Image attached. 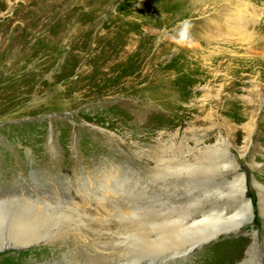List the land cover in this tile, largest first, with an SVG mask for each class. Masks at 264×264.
Here are the masks:
<instances>
[{
  "label": "rangeland",
  "instance_id": "rangeland-1",
  "mask_svg": "<svg viewBox=\"0 0 264 264\" xmlns=\"http://www.w3.org/2000/svg\"><path fill=\"white\" fill-rule=\"evenodd\" d=\"M174 1L0 0V94L24 90L0 103V202H18L13 220L41 203L58 213L29 245L5 235L0 264H264V0H241L252 12L245 39L201 30L225 8L202 19L190 0ZM115 35L134 51L105 67L106 89L118 90L99 96L77 84ZM146 66L151 78L124 84ZM246 203L252 219L237 231L166 230L187 215L242 214Z\"/></svg>",
  "mask_w": 264,
  "mask_h": 264
},
{
  "label": "bare ground",
  "instance_id": "bare-ground-1",
  "mask_svg": "<svg viewBox=\"0 0 264 264\" xmlns=\"http://www.w3.org/2000/svg\"><path fill=\"white\" fill-rule=\"evenodd\" d=\"M24 1L27 2V0H24ZM185 1L186 0H178V1L175 0L174 1L175 3H173V5L176 8H180L179 5H182L183 3H185ZM190 1H191L190 4L188 3L189 4L188 6H190V8H191V9H189V11L193 10L195 8L197 10V15L199 17L203 16L202 19H205L204 17L209 16L211 14L209 12V9L213 8L214 11H216V9L219 8V7L220 8H225L224 9V11H226L225 13L222 12V14L220 16L216 15V16H218L217 17L218 19L216 17H215V19H210V23L203 20V23L200 24L201 30H202L203 27H205V29H208L210 31V33H207V35L211 34L210 35L211 38H213V32H218L216 35H219V36H217V37H225L227 39L228 38H232L233 36H234V38H235V36H237L239 39H243V37H244V39L245 38H251L253 33L250 32L249 29H247L248 22H250L251 19L247 20V17H250V14H252V12L248 16L245 14L248 11V9H247L248 7L241 0H220L221 3H222L221 5L220 4H215L216 1H214V0H190ZM5 4L6 5H11L10 0H5ZM11 9L9 8L6 12H2V15L4 16V15H8V13L10 14ZM12 12H13L12 14L15 15V16L17 14L18 17H26V13L24 15H21L23 12H17V13L14 12V11H12ZM36 12H37L36 8L32 6L31 9L29 10V14H28L29 18L30 17L34 18V15H36ZM88 13L90 14V19L91 20L92 19L94 20L96 18V16H97V13L93 12L91 10ZM217 13H219V12H217ZM253 15H255L254 18L258 16L256 13H253ZM245 18H246V20H245ZM28 21H26V24H31ZM146 22H148V21H146ZM87 23L88 24L85 27H80L77 32H80L81 34H83L84 31H88V30H90L91 28L94 27L95 23H91V21H89ZM207 23H209V24H207ZM220 23H222L221 25H225L226 26L225 30L220 31L219 30L220 28H219V29H215L214 31H211V29H214L213 27L215 25L219 26ZM252 23H254L253 18H252ZM196 24H198L197 21H196ZM23 26H25V25H23ZM201 30H200L199 33L202 36V34L204 35L205 33H204V30H203V32H201ZM144 34H146V33H144ZM125 37L122 35L121 37L117 38L116 35H115L112 39L107 41V43L104 44L103 47L100 49V51L97 54V56L94 57L93 62L90 61L89 66H90V68L92 66V71L90 72V74L88 76L89 79H86V78L82 79L81 78V80H79L80 82L77 85H80V87L84 86L85 89H86L87 82H90L92 85H96V86H98L99 89H101L99 92H97V94H99V96H102V93H103L104 90L105 91H107V90H118V88L116 86H115V88L110 87V89H106L105 85L106 86H111L113 83L110 81V78H105V77L110 76L111 72L104 71V70H105V67H107V68L114 67L120 61L122 62L123 59L128 58L131 55V54H127V53H129L130 50L134 51L133 47L131 45H129V44L126 47H123L125 43L127 44V42L125 41L126 40ZM2 39H3V37L0 36V40L1 41H2ZM137 39L139 41V38H135L136 42H137ZM239 39H236V40H239ZM143 40H145V39H143ZM13 41H14L15 45L16 44H20L19 43L20 39H19V34L18 33L13 38ZM130 43L133 45L134 42L132 41ZM114 45L117 46V47L113 48ZM78 56H81V54H78ZM109 56L111 57V59L107 60L109 58ZM115 57H119L118 60H114ZM136 58H133V59L137 60ZM151 60L152 59L149 58L146 61V64L151 63ZM140 63H141V60L139 61V59H138L133 64H135V67H136V65H139ZM128 68H130V67H128ZM148 68H149V66H146L145 67V71H142L141 74L138 73L139 75H141L139 79L135 80L134 77H133L134 79L127 77L128 79L127 78H126L127 80L125 79L126 82L124 84L131 86V85L136 84L135 81H140L141 82L147 76H149L151 78L153 76L152 69H148ZM83 69H85V68H83ZM103 71H104V73H103ZM131 73H129V74H131ZM118 74L119 73H117L116 76L114 77L115 81H119L121 79V78H117ZM85 77H87V76H85ZM111 79H113V78H111ZM110 83H112V84L109 85ZM68 85H70V84H68ZM21 87L22 86L16 87V88L11 87L8 90V92H5L4 94L1 92L2 94H0V103H3L4 101H6L10 96H13V95H15L17 93H20V91H24L23 89H21ZM80 87L77 88V89L79 90ZM138 88H140V87H138ZM27 90H28V88L25 89V91H27ZM177 165H179L181 167H184V168L186 167L184 162L179 163ZM187 167H188V165H187ZM170 168H172V166H170ZM235 178L237 179V182H238V184H239V186L241 188L240 189V193H242V195H243L244 191H245V187H246L245 186V182H244V178H243V176L241 177L240 175H236ZM257 186H258V188H261V186L259 184H257ZM260 201H261L262 209L264 210L263 195L261 193H260ZM17 203L18 202H8V201L0 202V251H2V248L6 247V239L4 238L5 235L7 236V234H8V236H10L12 238L14 236V239L18 240L17 244H19V245H29L30 243H32L31 242L32 241V235L35 232L37 233V232L45 231L47 229V224H46L48 222L47 220L51 219V217H53V216L55 217V215L58 214L57 212L52 211L50 209L49 205L46 204L47 206H45L44 203H41L42 204L41 205V209L40 208H35L34 210L33 209L32 210H27V212L30 211L27 214H22V213H18V212L14 213L13 215L16 218L13 220V217L10 218L8 215L12 216L13 212H11V207H13V205L16 206ZM19 204H21V203H19ZM251 206L252 205L250 203H246L245 204V212L244 213L239 214V215H234V216H228V217L218 216V217H215V218L214 217H210V218L196 219L193 215H187L183 220L182 219L181 220L176 219V220L171 221V223H168L166 225V227H167L166 230L169 231V232H174L175 231L177 233H185V235H190L191 237L192 236L198 237L199 235H202L204 232L208 233L207 231H211V233L209 232L210 234L208 233V235L210 237H216L217 235H219L222 232H226L227 233V232H231V231L232 232L233 231H237L238 229L243 227L245 224L249 223L250 220L252 219V215H253L252 214V210H251ZM36 207H38V206H36ZM18 208H19V206H18ZM12 209H15V208H12ZM13 221H15V222H13ZM48 223H50V222H48ZM224 223H231L233 225H231L232 227H228L227 226L228 228H224V227L219 228V225L220 224H224ZM13 224H15L16 227L13 226ZM184 225H187V226L183 228ZM14 229H16V231ZM206 238H203V239H206ZM198 243H200V242H198ZM253 246L254 245H251L252 248H253ZM244 261L246 262V260H244Z\"/></svg>",
  "mask_w": 264,
  "mask_h": 264
},
{
  "label": "clouds",
  "instance_id": "clouds-1",
  "mask_svg": "<svg viewBox=\"0 0 264 264\" xmlns=\"http://www.w3.org/2000/svg\"><path fill=\"white\" fill-rule=\"evenodd\" d=\"M189 27H190V24L188 21H184L181 24L180 31H179V39L177 40V43H180L187 39Z\"/></svg>",
  "mask_w": 264,
  "mask_h": 264
}]
</instances>
